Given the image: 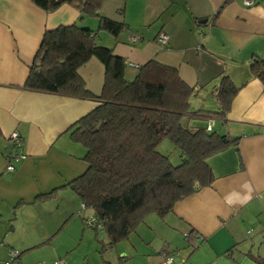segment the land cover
<instances>
[{
  "label": "crops",
  "instance_id": "crops-1",
  "mask_svg": "<svg viewBox=\"0 0 264 264\" xmlns=\"http://www.w3.org/2000/svg\"><path fill=\"white\" fill-rule=\"evenodd\" d=\"M99 12L125 25L116 39L100 31L95 41L126 59V80L134 78L137 66L154 60L176 68L194 87L190 105L200 112L184 119L193 128H206L211 117L206 112L218 111L215 93L222 76L237 89L229 110L212 125V131L237 139L207 159L213 182L176 202L164 219L147 216L112 247L102 250L105 231L90 227L105 235L99 254L116 255L99 264H160L162 252L177 255L173 264H264V83L250 71L254 58L264 60V0L251 7L240 0H102ZM74 23L98 28L96 19L79 20L66 3L47 12L32 0H0V264L10 260L9 251L20 254L13 264H76L66 254L73 245L63 248L67 243L59 244V234L69 232L67 224L81 207L65 184L85 171L80 160L85 150L69 145L66 130L97 103L23 88L44 32ZM159 34L168 37L166 45L158 42ZM78 74L87 90L101 93L104 70L97 59L90 58ZM13 131L22 138L24 157L7 172L4 157ZM68 147L76 150L74 158L62 150ZM245 180L255 188L253 198L227 207L224 197ZM52 190L50 197L37 199ZM87 211L86 216H95ZM80 227L79 244L89 246L79 248L85 258L86 247L94 250L98 240ZM191 230L197 234L192 252L184 240Z\"/></svg>",
  "mask_w": 264,
  "mask_h": 264
},
{
  "label": "trees",
  "instance_id": "trees-1",
  "mask_svg": "<svg viewBox=\"0 0 264 264\" xmlns=\"http://www.w3.org/2000/svg\"><path fill=\"white\" fill-rule=\"evenodd\" d=\"M32 2L47 12L66 3L78 11L79 20L88 17L98 21L96 31L79 23L45 31L23 88L97 103L66 130L70 140L84 148L80 160L86 169L65 187L77 195L82 208L94 211L107 235L103 250L127 240L147 216L164 219L176 202L209 186L214 177L207 159L236 145L237 139L212 129L183 126L188 114L200 110H190L195 89L180 78L176 68L150 60L137 66L131 81L125 79L126 59L95 41L100 31L116 39L125 26L100 15L102 0ZM90 58L97 59L104 70L99 95L87 90L78 74ZM250 71L264 83V60L254 58ZM236 91L222 76L215 93L218 111L206 113L224 116ZM163 140H169L178 151V163L173 164L158 151ZM54 192L37 199H46ZM196 236L194 230L184 236L190 252L197 247Z\"/></svg>",
  "mask_w": 264,
  "mask_h": 264
},
{
  "label": "rangeland",
  "instance_id": "rangeland-1",
  "mask_svg": "<svg viewBox=\"0 0 264 264\" xmlns=\"http://www.w3.org/2000/svg\"><path fill=\"white\" fill-rule=\"evenodd\" d=\"M132 79L133 78L127 79V80L131 81ZM207 103H206V105H207ZM193 108H194V106L191 107L190 110L194 111ZM188 123L189 122L187 120H182V124H183L184 127L189 128V129H194ZM68 137H69V135H68ZM69 143H70L69 145H71V146L74 144L73 146H75V147L83 148L82 145H80L79 143H75V142H73L71 140L69 141ZM62 150L65 152V154H67V155H69V156H71L73 158L75 157V155L77 153L76 150L71 149L69 147L66 148V149L62 148ZM158 151L160 153H162L163 155H166L173 164H176V163L179 162L178 151L175 149V147L171 144V142L169 140H163L162 143L160 144V146L158 147ZM67 155H64V156L67 157ZM67 158H70V157H67ZM59 162L63 163L62 158H60ZM75 162L78 163V164H81L80 160H76ZM69 194L73 195V193H71V191L69 192ZM75 209L76 210H74L73 219L70 221L71 223L67 224V229L69 230V232L61 230L62 232L59 234V236H61L59 238V244L60 243H67L66 246H64L63 248L68 247L70 245H73V247H74V250H72L71 252H69V251L66 252V254L68 253L67 257L69 258V260L75 261L76 264H87V263L99 264V262H102V259L105 260V258H107V259L111 260V258H113V257L115 258V256H116L115 252H113V253L111 252L110 254H107V253H103L102 255L99 254L98 251H99L100 245H101L99 243V241H101V240L102 241H106V239H105V235H104V233H103V231L101 229H98L97 231H95V230H92L86 224V221L88 219H91V217L86 216L87 213L90 212V211H87L89 208L86 209V210H83L82 206L80 207V204H79V205L76 206ZM49 212H52V211L49 210ZM82 215H84L85 217H84V219L81 220V218L83 217ZM51 220H50V222H51ZM79 225H81L80 228H82V229L83 228H88V230H90L92 232L93 236L97 237L98 241H95V247L96 248H94V250L88 249L89 246H87L86 241H84L81 244H79L81 242V239H79L80 234H78L79 233L78 232ZM65 236H67L68 239ZM83 246H87L88 247V248L86 247V256H85V258H83L81 255H79L80 254L79 251H80V249L83 250ZM186 251L189 252V250H186ZM173 257H174V262H175L177 260L176 259L177 255L173 254ZM57 261H59V260H57ZM60 261H62V260H60Z\"/></svg>",
  "mask_w": 264,
  "mask_h": 264
},
{
  "label": "built area",
  "instance_id": "built-area-1",
  "mask_svg": "<svg viewBox=\"0 0 264 264\" xmlns=\"http://www.w3.org/2000/svg\"><path fill=\"white\" fill-rule=\"evenodd\" d=\"M240 2L242 4V6H244V7H251V6H254V4L256 3V0H240ZM167 39H168V37L165 34H159V36H158V42L160 43L161 46L166 45ZM136 40H137V37L132 36L130 38V42H132V43L136 42ZM129 66L136 67V66H133L131 64H129ZM214 119H215L214 117H208V124L206 127L207 131H210L212 129ZM8 142H9L8 152L6 153V155L4 157L6 160L5 170L7 172H12L14 170L13 164L18 162L21 158L24 157L20 151L22 148V142H21V139H20L17 131H13L9 134ZM86 224L92 228L99 226L98 221L95 217H91V219H88L86 221ZM9 256H10V260L6 261L4 264H13V261L18 256V253L14 252V251H9ZM161 256H162V259H161L160 264H167V260L169 257L172 258V264L174 263V257L172 254H170L168 252H162ZM54 264H63V261L59 260V261H56Z\"/></svg>",
  "mask_w": 264,
  "mask_h": 264
},
{
  "label": "clouds",
  "instance_id": "clouds-1",
  "mask_svg": "<svg viewBox=\"0 0 264 264\" xmlns=\"http://www.w3.org/2000/svg\"><path fill=\"white\" fill-rule=\"evenodd\" d=\"M254 192H255V188L253 187L251 181L245 180L240 185L239 190H233L224 197V204L229 208H234L236 206H243L253 198ZM167 264H172L171 257L168 258Z\"/></svg>",
  "mask_w": 264,
  "mask_h": 264
}]
</instances>
